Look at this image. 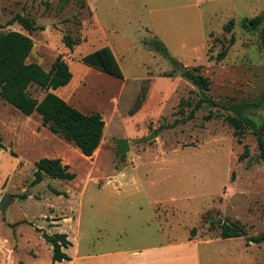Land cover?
Returning a JSON list of instances; mask_svg holds the SVG:
<instances>
[{
	"label": "rangeland",
	"instance_id": "374dc122",
	"mask_svg": "<svg viewBox=\"0 0 264 264\" xmlns=\"http://www.w3.org/2000/svg\"><path fill=\"white\" fill-rule=\"evenodd\" d=\"M143 1L98 10L100 24H94L85 0H0V32L20 31L33 41L27 62L48 70L61 55L68 63L70 82L49 91L84 113L98 111L105 121L97 152L83 157L43 126L38 113L25 115L0 98V140L20 160L0 182V198L7 194L0 208V264H70L52 262V246L35 227L66 233L71 245L63 250L71 255L193 239L196 249H171L168 264H264V243L221 238L218 226L225 220L237 222L247 236L264 233V160L252 131L264 134V0H200L191 9L162 12L148 11ZM16 14L28 18L30 31ZM64 36L81 41L70 49ZM104 45L112 48L123 78L81 61ZM178 63L207 77L208 89L194 85ZM28 90L38 99L46 92L36 85ZM197 103L192 118L171 125ZM227 115L243 119L240 138ZM121 140L125 151L118 148ZM41 157H59L75 178L44 175L34 184ZM120 169L124 185L113 178Z\"/></svg>",
	"mask_w": 264,
	"mask_h": 264
},
{
	"label": "trees",
	"instance_id": "16d2710c",
	"mask_svg": "<svg viewBox=\"0 0 264 264\" xmlns=\"http://www.w3.org/2000/svg\"><path fill=\"white\" fill-rule=\"evenodd\" d=\"M84 2H82L83 4ZM261 16L252 18L251 24L256 25L261 19ZM15 19L25 29L30 31L32 25L28 18L21 14H16ZM234 20L231 18L224 26L226 31H229ZM261 46L264 50V24L261 29ZM79 38L71 40L64 36L63 42L65 46L72 49L73 45L80 43ZM33 41L31 37L20 31L0 32V98L10 104L13 108L19 110L25 115H31L36 112L41 117L43 126L52 132L61 135L65 140L72 142L84 156H92L98 148L104 127L105 121L98 111L84 113L69 104L66 100L60 97L55 92L62 86L67 85L72 73L68 63L58 55L48 70H45L36 62H27L28 55L32 49ZM166 52V48H162ZM226 50H222L219 56L225 55ZM81 61L97 70L103 71L117 78H123V71L112 50L108 45L101 46L90 53L81 57ZM188 77L194 85L208 89L209 80L201 74H193L190 71L183 73ZM31 85H36L46 90L44 96L38 99L31 95L28 88ZM197 105L191 110L189 115L183 119L175 120L171 125H175L180 121H185L193 117ZM141 106V102L137 104V108ZM225 120L233 126L234 135L241 137L244 121L238 116H225ZM170 125V126H171ZM253 133L256 135L258 147L260 149L259 159L264 160V134L259 128H253ZM264 131V128H263ZM0 148L5 149V145L0 140ZM247 147L238 156L241 160L247 154ZM13 156H16L14 151H10ZM33 183L42 181L44 175L51 178L63 180H72L76 174L69 170V165L63 163L59 157H41L35 161V170L33 172ZM55 194H64L56 189H52ZM220 228L219 235L221 238L232 237H248L249 241L259 244L264 243V233L247 236L246 231L237 222L222 221L218 224ZM35 230L41 232L42 237L51 244L52 262L70 260V256L63 250L71 245L68 236L64 232L47 233L41 228L35 227Z\"/></svg>",
	"mask_w": 264,
	"mask_h": 264
},
{
	"label": "crops",
	"instance_id": "0c3cea01",
	"mask_svg": "<svg viewBox=\"0 0 264 264\" xmlns=\"http://www.w3.org/2000/svg\"><path fill=\"white\" fill-rule=\"evenodd\" d=\"M87 9L91 14V21L94 24H100V20L97 19V12H105L110 6L114 7L116 11L125 8V4L121 3V0H85ZM131 3L133 0H130ZM205 0H168L167 3L153 4L150 5L144 0L143 7L150 12L153 11H164L166 10H185L191 9L199 5ZM105 9V10H103ZM94 18V20L92 19ZM109 46V45H108ZM119 62V61H118ZM3 143V142H2ZM4 144V143H3ZM20 163V160L16 156H12L10 151L0 148V182L3 181L10 173L14 172ZM113 178L118 180L120 183H124L126 177L125 169L117 170L113 174ZM136 179L132 178L131 182ZM124 185V184H123ZM194 247L195 242L193 239H187L181 242L179 245H160L150 246L144 249H138L133 251H122V250H111L102 253H86L79 256L78 250H73L70 256V264H168L170 262L169 254H173L175 248ZM171 250V252L169 251ZM65 251V250H64ZM195 263L198 264L197 260Z\"/></svg>",
	"mask_w": 264,
	"mask_h": 264
},
{
	"label": "water",
	"instance_id": "95a60500",
	"mask_svg": "<svg viewBox=\"0 0 264 264\" xmlns=\"http://www.w3.org/2000/svg\"><path fill=\"white\" fill-rule=\"evenodd\" d=\"M178 66L181 68V70L184 72L185 71V68L182 64L178 63ZM156 135V132H152L147 139L153 137ZM118 148L121 150V151H125L127 150L128 148V145H127V141L126 140H121L119 143H118ZM7 194L6 193H3L1 198H0V208L4 207L6 202H7Z\"/></svg>",
	"mask_w": 264,
	"mask_h": 264
},
{
	"label": "bare ground",
	"instance_id": "6f19581e",
	"mask_svg": "<svg viewBox=\"0 0 264 264\" xmlns=\"http://www.w3.org/2000/svg\"><path fill=\"white\" fill-rule=\"evenodd\" d=\"M98 149V148H97ZM97 149H96V151L94 152V154L93 155H95V153L97 152ZM82 155V154H81ZM83 157H86V156H84V155H82Z\"/></svg>",
	"mask_w": 264,
	"mask_h": 264
}]
</instances>
